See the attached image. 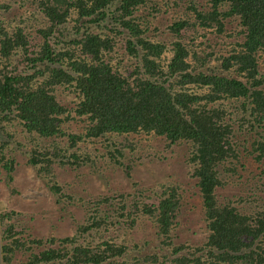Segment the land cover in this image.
Wrapping results in <instances>:
<instances>
[{"label": "trees", "instance_id": "1", "mask_svg": "<svg viewBox=\"0 0 264 264\" xmlns=\"http://www.w3.org/2000/svg\"><path fill=\"white\" fill-rule=\"evenodd\" d=\"M172 1H121L123 27L134 39L127 42V51L137 56L139 46L143 52L137 70L128 76L115 71L104 59V54L111 51L110 40L90 30L79 41H71L81 47L79 56L71 49L59 48L56 42L64 37L62 31L72 11L77 22L89 28L106 18L110 0H42L40 11L45 25L36 27L33 22L19 20L22 27L19 25L13 37L0 22V146H9L12 136L5 135L3 122L11 113L29 133L47 139L63 136L61 125L66 119L61 116L67 109L56 100L55 89L72 86L77 93L76 115L87 117L90 124L86 137L142 133L164 137L169 146L187 143L189 164L198 179L206 210L208 247L218 252L220 264H264V210L255 201L261 181L254 185L253 192L250 189V200L255 204L250 211L238 208L234 202L220 203L215 194L227 183L223 175H236L238 167L244 170L239 148L251 134L253 151L249 154L256 155L253 161L261 164L264 172V80L259 78V56L264 53V0ZM148 3L153 11L169 5L185 6L183 18L168 29L177 36L185 30L193 37L201 28L224 32L228 37L241 35L245 41L231 47L230 57L216 70L201 43L187 50L176 42L169 61L167 46L145 40L131 18L136 9ZM228 19L240 21L233 31L226 29ZM12 57L16 60L13 64ZM165 64L166 73L162 68ZM238 75L246 81L239 80ZM72 158L83 165L88 157ZM119 203H125L123 195ZM176 206L172 195L157 209L159 232L166 239ZM94 227V222L79 226L73 237L63 240L70 243V251L43 252L31 256L28 264H128L121 261L127 248L115 246L113 237L93 238L90 245L75 242L85 235L92 236ZM3 241L4 248L13 243L9 236Z\"/></svg>", "mask_w": 264, "mask_h": 264}, {"label": "rangeland", "instance_id": "2", "mask_svg": "<svg viewBox=\"0 0 264 264\" xmlns=\"http://www.w3.org/2000/svg\"><path fill=\"white\" fill-rule=\"evenodd\" d=\"M41 1L0 0V8L10 7L0 9V22L9 37L16 33L19 20L33 22L36 27L45 25ZM110 1L105 8L106 18L89 28L78 23L72 11L63 27L64 37L56 42L59 48L71 49L79 56L81 47L71 41H79L80 36L90 30L110 40L111 51L104 54V59L115 71L128 76L137 70L143 52L138 46L139 55L128 53L127 42L134 39L123 27L122 0ZM178 5L153 11L148 3L136 9L131 17L143 31L145 40L167 46L168 60L176 42L187 50L201 43L210 65L216 70L230 57L231 47L241 46L245 41L241 35L228 37L224 32L211 33L213 29H198L197 35H193L196 38L185 30L178 36L173 34L168 29L183 18L185 7ZM226 21L227 31H233L240 22L239 19ZM260 54L259 78L264 80V53ZM15 62L12 57V64ZM162 68L166 73V64ZM237 78L246 81L240 75ZM75 91L72 86L55 89L56 100L67 109L61 116L66 119L61 125L64 134L61 137L47 139L29 133L12 113L4 119L5 135L12 137L8 147L0 146V264H28L31 256L43 252L70 251V243L63 240L73 237L79 226L92 222L95 225L92 236L85 235L75 242L90 245L93 238L113 237L115 246L127 248L121 261L128 264H220L218 252L208 247V220L198 179L189 164L188 144L169 146L164 137L142 133L86 137L90 124L87 117L76 115ZM72 136L77 139L72 141ZM252 140L251 134L239 148L244 170L238 167L236 175H223L227 183L215 192L220 203L234 202L246 211L255 208L254 201L250 200L253 194L250 189L253 192L254 185L260 181L255 201L264 210V172L262 165L253 161L256 155L249 154L253 151ZM72 156L89 159L78 165ZM122 195L125 203L118 204ZM172 195L178 206L166 239L159 232L157 209L159 211L162 200ZM4 236H9L10 243L13 242L7 248L3 247ZM174 250L178 252L174 254Z\"/></svg>", "mask_w": 264, "mask_h": 264}]
</instances>
